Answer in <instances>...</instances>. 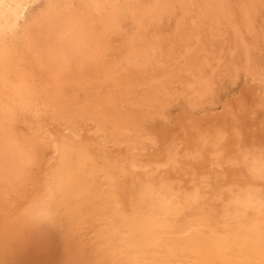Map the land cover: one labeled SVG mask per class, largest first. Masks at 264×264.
Instances as JSON below:
<instances>
[{
  "label": "bare ground",
  "instance_id": "6f19581e",
  "mask_svg": "<svg viewBox=\"0 0 264 264\" xmlns=\"http://www.w3.org/2000/svg\"><path fill=\"white\" fill-rule=\"evenodd\" d=\"M262 27L264 0H0V264H262L260 73L196 103L256 66ZM241 94L237 168L210 125Z\"/></svg>",
  "mask_w": 264,
  "mask_h": 264
},
{
  "label": "snow or ice",
  "instance_id": "6c2138e0",
  "mask_svg": "<svg viewBox=\"0 0 264 264\" xmlns=\"http://www.w3.org/2000/svg\"><path fill=\"white\" fill-rule=\"evenodd\" d=\"M232 7H243V6H232ZM264 31V27L261 29ZM255 38V33L252 34ZM247 72L249 78L252 79L253 83L255 82L254 73H260V85H261V95H260V110L261 113H264V41L260 43V56L259 60L256 63V66L253 67V62L250 60L247 66H237L235 68L236 75H232L233 69L229 66V73L223 77L225 86L223 89L219 84L209 83L207 87L204 85L199 86L200 93L197 104L203 103L204 101L211 98L213 101L217 99L218 94L222 97L225 92L228 91L230 87L238 85V75L242 72ZM190 99L187 96L180 97L174 96L171 98L170 105L160 108L158 105L155 109V116L152 123V128L160 136L163 144L167 148L168 141L170 137L177 135L174 129L167 128L166 125L171 123V118L169 116V111L176 112L180 109H183L184 113L190 111L189 108ZM237 105L239 106V111L237 110ZM202 111V109H200ZM225 112H230L235 116V119L226 120L221 122L220 120L215 121L210 125L212 128L220 129L223 131L224 135L230 137L231 143L226 148L225 154L229 156V163L233 166L239 168L240 166V156L244 152L245 147L247 146L249 150L252 145L256 143L254 132L252 128L249 127L248 133L244 131L245 121L239 119L241 113L251 112L253 114V120L255 119V107L248 105L243 94L238 95L232 103H226L224 107ZM192 115H195V112H191ZM181 120L183 121V129L186 133L188 126L191 125L193 130L203 127L204 121H189L187 115H181ZM260 141H259V151L262 161H264V116L260 120ZM249 136L252 137L249 140ZM247 159V158H246ZM264 264V262H262Z\"/></svg>",
  "mask_w": 264,
  "mask_h": 264
},
{
  "label": "rangeland",
  "instance_id": "374dc122",
  "mask_svg": "<svg viewBox=\"0 0 264 264\" xmlns=\"http://www.w3.org/2000/svg\"><path fill=\"white\" fill-rule=\"evenodd\" d=\"M240 88V86L239 85H236V86H234V87H230L229 89H228V91L227 92H225L224 94H223V96L221 97L220 95L218 96V98H217V104L215 105V110L216 111H219L220 109H222V106H220V103H222L223 101H225L226 100V98L227 97H230L231 95H232V92L234 93H238V89ZM229 90H230V92H229ZM234 90V91H233ZM234 93V94H235ZM233 94V95H234ZM235 94V95H236ZM229 99V98H228ZM177 113V111L176 112H172L171 114H176ZM171 123H174V121H172ZM171 125H173V124H171Z\"/></svg>",
  "mask_w": 264,
  "mask_h": 264
}]
</instances>
